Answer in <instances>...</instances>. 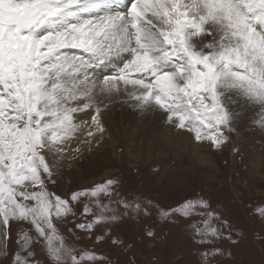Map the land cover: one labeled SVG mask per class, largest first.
Masks as SVG:
<instances>
[{
	"label": "snow or ice",
	"instance_id": "obj_1",
	"mask_svg": "<svg viewBox=\"0 0 264 264\" xmlns=\"http://www.w3.org/2000/svg\"><path fill=\"white\" fill-rule=\"evenodd\" d=\"M116 104L215 150L249 112L264 134V0H0V264H117L106 246H131L112 229L151 207L185 222L197 264L231 259L241 233L202 194L160 206L118 176L62 183Z\"/></svg>",
	"mask_w": 264,
	"mask_h": 264
},
{
	"label": "rangeland",
	"instance_id": "obj_2",
	"mask_svg": "<svg viewBox=\"0 0 264 264\" xmlns=\"http://www.w3.org/2000/svg\"><path fill=\"white\" fill-rule=\"evenodd\" d=\"M108 112L104 116L108 133L103 145L92 151L85 146L78 158L69 162L70 167L65 164L62 183L66 187H81V181L94 178L103 171H114L112 176H118L122 181V192L140 195L160 206L174 205L183 197L202 194L241 233L238 243L224 242L221 245L232 253L226 264H264V245L255 240L257 233H264V220L255 211L264 206V198L255 196L256 191L264 193V187L259 186V181L255 179L257 175L264 176V154L259 159V165H255L253 156H249V153H254L250 150L253 144L257 145L255 153L264 152V135L253 123L257 118L255 113H247L245 121L239 125L238 135L232 134L230 142L222 149L197 144L200 155H203L201 158L215 169L208 172L205 167L192 164L185 156L157 163L151 162L150 156L145 164L138 162L135 151L143 150L142 155H145L148 152L145 143L150 141L153 128L161 130L164 127L152 117L145 123L144 116L120 104L112 106ZM139 121L142 124L137 123ZM240 135L244 136L243 139ZM234 146L239 149L238 152L233 151ZM90 162L92 165L86 169L82 167ZM73 163L81 168L80 173L72 172ZM249 172L254 173L253 176ZM210 176L213 178L210 179ZM149 211L151 214L148 216L125 218L112 229L114 236L131 247L122 250L107 245L111 258L117 264H197V257L193 255L195 246L189 238L185 222L165 223L159 220L155 207ZM149 228L154 232L153 238L145 235ZM82 243L86 247L91 245V241Z\"/></svg>",
	"mask_w": 264,
	"mask_h": 264
},
{
	"label": "bare ground",
	"instance_id": "obj_3",
	"mask_svg": "<svg viewBox=\"0 0 264 264\" xmlns=\"http://www.w3.org/2000/svg\"><path fill=\"white\" fill-rule=\"evenodd\" d=\"M108 114H109V112H108ZM150 117H152L153 119H155L153 116H144L145 123L148 122L149 120L151 121V118ZM141 121H139L137 123H141ZM153 121H155V120H153ZM156 128H153V130L151 131L150 141H146V143H145L148 146V150H147L148 152L147 153L146 152H143V154L144 153H146V154L145 155H142V151L143 150L142 151L141 150H136L135 151V160H137L138 162H141L142 161L143 164H145L147 162V159L150 156H152V159L150 157L151 162H155V163L160 162V161H171V160H175V159H177L179 157L185 156L186 158H188L192 162V164L193 163H196V164H198L199 166H201L203 168L205 167L206 171L212 172V169H214V168H211V167H213V166H210L211 163L209 165H207L206 164L207 162H204L203 158H201L203 155L202 154L200 155V153H199V151L197 149V144L192 141V139H191V137L189 135L184 134V133H177V134L173 135L166 128L161 129V130L159 128H157V129ZM240 136L243 139L244 136L243 135H240ZM148 139H149V137H148ZM259 146H262V145H259ZM255 148H257V145H254V144L250 147L251 152L253 151L254 153H249V156H253V161L252 162L255 165H259L260 164L259 163V159L261 158V155L264 154V152L261 150L260 152H262V154L261 153L260 154L255 153L256 152L255 151L256 150ZM203 150L204 149H202V151ZM71 165H72V169L74 168L73 169L74 171H72V172H77V173H80L81 172V168L78 165H76L75 163H73ZM90 165H92L91 162L90 163L83 164L82 167L84 169H86ZM112 174H114V171H103L100 175H98V176H96L94 178H91V179L85 180V181H81V183H79V186L86 187L87 185H91V184H93L95 182H98V181L104 180V179H106L108 177H111ZM249 174L251 176H253L254 173L249 172ZM256 177H255V179H257L259 181L258 182V185L261 186V187H264V176L257 175ZM79 178H81V175L79 176ZM212 178H213V176H210V179H212ZM256 195L257 196H261V197L264 198V193L263 192H257L256 191L255 192V196Z\"/></svg>",
	"mask_w": 264,
	"mask_h": 264
}]
</instances>
